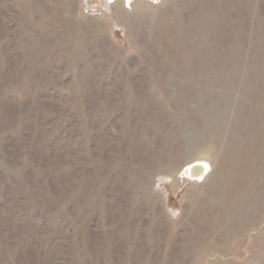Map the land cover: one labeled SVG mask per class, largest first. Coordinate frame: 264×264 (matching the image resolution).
Masks as SVG:
<instances>
[{"label":"rangeland","instance_id":"1","mask_svg":"<svg viewBox=\"0 0 264 264\" xmlns=\"http://www.w3.org/2000/svg\"><path fill=\"white\" fill-rule=\"evenodd\" d=\"M0 264H264V0H0Z\"/></svg>","mask_w":264,"mask_h":264},{"label":"bare ground","instance_id":"2","mask_svg":"<svg viewBox=\"0 0 264 264\" xmlns=\"http://www.w3.org/2000/svg\"><path fill=\"white\" fill-rule=\"evenodd\" d=\"M208 169V165L204 162H196L189 165L187 168H184L182 171L183 177L186 178H192V179H202L204 174H206V171Z\"/></svg>","mask_w":264,"mask_h":264}]
</instances>
